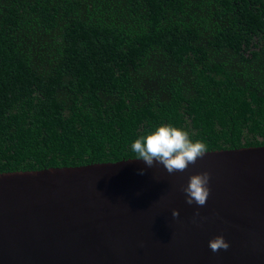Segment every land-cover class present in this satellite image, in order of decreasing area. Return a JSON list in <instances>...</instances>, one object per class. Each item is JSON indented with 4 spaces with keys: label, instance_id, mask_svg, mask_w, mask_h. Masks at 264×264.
Masks as SVG:
<instances>
[{
    "label": "trees",
    "instance_id": "trees-1",
    "mask_svg": "<svg viewBox=\"0 0 264 264\" xmlns=\"http://www.w3.org/2000/svg\"><path fill=\"white\" fill-rule=\"evenodd\" d=\"M163 124L264 145V0H0V172L134 158Z\"/></svg>",
    "mask_w": 264,
    "mask_h": 264
},
{
    "label": "water",
    "instance_id": "water-1",
    "mask_svg": "<svg viewBox=\"0 0 264 264\" xmlns=\"http://www.w3.org/2000/svg\"><path fill=\"white\" fill-rule=\"evenodd\" d=\"M203 172L207 203L188 205ZM219 235L230 247L213 252ZM0 264H264V145L171 175L135 158L0 172Z\"/></svg>",
    "mask_w": 264,
    "mask_h": 264
},
{
    "label": "clouds",
    "instance_id": "clouds-1",
    "mask_svg": "<svg viewBox=\"0 0 264 264\" xmlns=\"http://www.w3.org/2000/svg\"><path fill=\"white\" fill-rule=\"evenodd\" d=\"M131 151L135 159L143 161L148 167L162 165L168 174L185 172L190 165L196 164L209 152L208 144L203 140L193 141L187 130L175 127L172 124L157 126L153 131L140 136L131 144ZM116 163V162H115ZM144 169L139 174H144ZM210 173L203 172L189 177L188 184L182 191L186 196L188 205L203 207L210 195ZM174 218H179L180 211H172ZM196 216H199L197 211ZM230 243L223 235L214 237L209 241V248L213 252L221 249L227 251Z\"/></svg>",
    "mask_w": 264,
    "mask_h": 264
}]
</instances>
